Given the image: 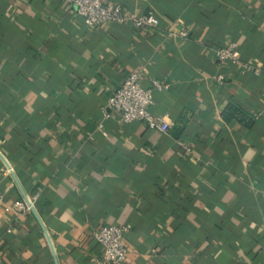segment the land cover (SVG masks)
<instances>
[{
  "label": "crops",
  "instance_id": "obj_1",
  "mask_svg": "<svg viewBox=\"0 0 264 264\" xmlns=\"http://www.w3.org/2000/svg\"><path fill=\"white\" fill-rule=\"evenodd\" d=\"M107 1L159 23L87 27L60 0H0V192L38 194L23 215L0 207V264H93L107 223L124 226L121 264H264V0ZM229 41L238 61L217 66ZM132 71L166 85L149 111L167 132L102 116Z\"/></svg>",
  "mask_w": 264,
  "mask_h": 264
},
{
  "label": "built area",
  "instance_id": "obj_2",
  "mask_svg": "<svg viewBox=\"0 0 264 264\" xmlns=\"http://www.w3.org/2000/svg\"><path fill=\"white\" fill-rule=\"evenodd\" d=\"M62 3L72 7L73 12L87 27H95L104 24H129L133 28L156 27L158 18L152 12L129 13L114 1L107 0H60ZM185 28H180L175 33H169L171 37L184 38L187 35ZM212 58L217 66L237 63L236 45L233 41L227 42L222 47L214 48L211 52ZM243 70L251 69L257 73V68H251L242 63ZM223 76L215 75V80L221 83ZM166 85L157 79H150L147 87L140 83V71L130 72L119 84L118 88L109 95L99 106L102 116L113 110L118 113L120 122L129 123L141 121L147 128L160 133H165L170 128V122L166 113L152 114L149 106L152 103V92L165 89ZM103 135H105L103 133ZM185 152H188L185 147ZM38 194L32 193L21 199L7 204L0 192V207L3 211L12 210L18 215L30 212ZM44 238L47 236L42 224H39ZM124 226L119 223H107L99 225L92 232V239L100 248V255L91 258L93 264H121L128 255V249L123 238Z\"/></svg>",
  "mask_w": 264,
  "mask_h": 264
},
{
  "label": "trees",
  "instance_id": "obj_3",
  "mask_svg": "<svg viewBox=\"0 0 264 264\" xmlns=\"http://www.w3.org/2000/svg\"><path fill=\"white\" fill-rule=\"evenodd\" d=\"M229 111V112H228ZM228 111H227V113H226V115H225V117L226 116H228L229 117V115H231L232 113H237L238 115H242V112L240 111V110H237V109H232V108H230V109H228ZM227 118V117H226ZM249 122H250V120H247V119H245V124L246 125H248L249 124Z\"/></svg>",
  "mask_w": 264,
  "mask_h": 264
}]
</instances>
